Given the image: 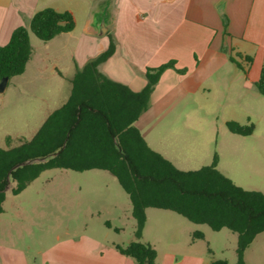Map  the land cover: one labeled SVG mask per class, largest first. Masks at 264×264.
Masks as SVG:
<instances>
[{
  "label": "rangeland",
  "instance_id": "374dc122",
  "mask_svg": "<svg viewBox=\"0 0 264 264\" xmlns=\"http://www.w3.org/2000/svg\"><path fill=\"white\" fill-rule=\"evenodd\" d=\"M65 35L44 41L31 33L32 55L25 72L10 78L0 92V147H13L31 139L67 100L77 38ZM232 58L233 62L224 60L222 68H210V63L204 61L187 80L206 82L210 92L196 89L192 98L172 92L162 100H151L135 125L148 142L183 168L194 170L216 162L218 169L236 184L264 192V94L245 83L242 69L248 63L236 49ZM228 121L252 124L253 132L235 133ZM15 185L11 180L3 202L5 211L0 215V264H38L41 246L66 237L68 231L72 235L84 231L86 223L96 228L106 217L125 228L122 240H140L134 229L137 220L130 197L108 170L51 168L17 194L12 191ZM115 204L120 211L115 210ZM98 210H103L104 218L98 217ZM91 213H95L94 219ZM149 215L148 233L159 241L161 252L179 253V247L194 239V232L199 230L205 239H195L202 247L211 248L216 258L237 263L236 232L228 228L214 230L172 210L150 208ZM260 245H264V232L249 248L253 264L264 261Z\"/></svg>",
  "mask_w": 264,
  "mask_h": 264
},
{
  "label": "trees",
  "instance_id": "16d2710c",
  "mask_svg": "<svg viewBox=\"0 0 264 264\" xmlns=\"http://www.w3.org/2000/svg\"><path fill=\"white\" fill-rule=\"evenodd\" d=\"M75 26V16L69 9L38 10L28 26L17 27L9 42L0 44V83L5 77L10 79L25 72L32 55L31 33L49 41ZM114 47L111 41L105 52L76 72L67 101L48 116L31 139L13 147H0V213L4 210L9 179L15 182L12 191L17 194L47 169L108 170L130 197L137 236L143 231L147 208L172 210L214 230L228 228L236 232V264H247L246 249L264 231V192L236 184L218 169L216 162L183 170L153 149L135 122L148 109L161 74L175 63L149 67L147 85L134 91L98 68ZM246 61L251 62L252 58L248 56ZM256 85L264 94V67ZM227 125L231 131L243 135L251 134L254 129L252 124L241 125L236 121H228ZM36 159L40 160L11 171L17 163ZM195 238H204V234L197 230ZM117 248L135 258L138 264H155L158 256L156 248L141 240ZM209 264L230 262L218 258Z\"/></svg>",
  "mask_w": 264,
  "mask_h": 264
},
{
  "label": "crops",
  "instance_id": "0c3cea01",
  "mask_svg": "<svg viewBox=\"0 0 264 264\" xmlns=\"http://www.w3.org/2000/svg\"><path fill=\"white\" fill-rule=\"evenodd\" d=\"M47 7L59 11L69 9L76 19L72 31L54 37L67 34L69 38L73 35L77 38L73 50L74 74L69 81L87 61L105 52L111 41L115 44L114 51L98 68L110 79L134 91L147 85L149 67L174 61V66L164 70L155 85L152 102L172 92L187 98H192L196 89L210 92L206 82L192 79L187 83V80L200 70L204 61L210 63V68H222L224 60L233 62L234 49L248 63V67L242 69L245 83L257 88L264 67V0H0V44L8 43L17 27L28 26L32 16ZM248 56L251 62L246 61ZM236 65L241 68L237 62ZM148 143L178 168L193 170L183 168L169 154ZM114 207L120 211L116 204ZM149 209L143 231L137 238L156 248L155 264H209L218 259L211 248L202 247L193 238L179 247V253L161 252L159 241L150 238L148 233ZM97 214L101 219L105 217L103 210H98ZM90 217L94 219L95 213ZM103 220L96 228L86 223L84 231L74 235L68 231L66 237L41 246L38 264H138L135 258L122 254L117 248L136 237L122 240L120 236L125 228L114 225L110 218ZM204 239L205 234L204 238H199ZM175 245L178 249V244ZM251 245L245 251L247 264H253L249 254ZM260 246L264 255V245ZM5 257L9 263L10 259Z\"/></svg>",
  "mask_w": 264,
  "mask_h": 264
},
{
  "label": "water",
  "instance_id": "95a60500",
  "mask_svg": "<svg viewBox=\"0 0 264 264\" xmlns=\"http://www.w3.org/2000/svg\"><path fill=\"white\" fill-rule=\"evenodd\" d=\"M8 81H9V77H5V78H3V80H2L1 83H0V92L4 91V89L6 88V86H7V84H8ZM38 160H40V159H36V160H26V161H22V162H20V163H17V164L11 169V171L14 170V169H17V168L20 167V166H23V165H26V164H29V163H32V162H34V161H38ZM41 160H45V158H42ZM11 171H10V173H11ZM10 173H9V174H10ZM9 182H10V179H9ZM8 187H9V184L6 186V189H5V190H7Z\"/></svg>",
  "mask_w": 264,
  "mask_h": 264
}]
</instances>
